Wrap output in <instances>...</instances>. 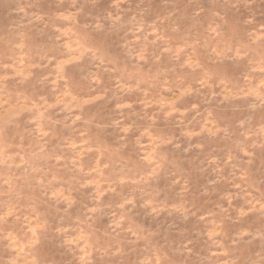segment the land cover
<instances>
[{"label":"rangeland","instance_id":"1","mask_svg":"<svg viewBox=\"0 0 264 264\" xmlns=\"http://www.w3.org/2000/svg\"><path fill=\"white\" fill-rule=\"evenodd\" d=\"M0 264H264V0H0Z\"/></svg>","mask_w":264,"mask_h":264}]
</instances>
